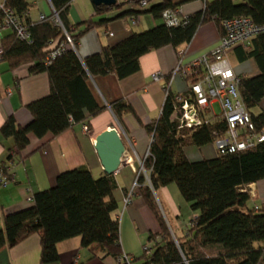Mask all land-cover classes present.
<instances>
[{
    "label": "trees",
    "instance_id": "1",
    "mask_svg": "<svg viewBox=\"0 0 264 264\" xmlns=\"http://www.w3.org/2000/svg\"><path fill=\"white\" fill-rule=\"evenodd\" d=\"M71 1L49 0L76 47L78 39L90 29L106 27L110 21L139 13L162 19L165 10L179 9L193 0H158L149 6L154 1L150 0L143 10L125 8L127 2L94 6L97 19L90 17L76 24H70L67 18ZM204 1L201 10L183 17L178 25L168 26L162 19L154 27L134 32L113 45L101 46L98 52L81 60L75 49L64 46L63 29L52 22L51 14L46 20L31 21L27 0H6L4 5L14 10L27 26L30 40H19L11 30V34L2 38L1 58L14 66L28 64L31 73L45 72L50 85L46 96L26 105L31 114L28 124L18 125L10 115L0 126V137H11L14 141L8 160L12 161L27 147L29 134L55 137L76 123H88L105 108L89 88L91 76L111 73L119 79L125 78L139 70V58L143 54L165 45L175 48L189 43L197 28L210 20L216 23L221 35L222 19L242 15L251 17L255 23H264V0ZM132 2L139 6V0ZM113 9L117 11L106 16ZM2 20L0 10V28ZM54 41L55 47L63 44V48L46 63L51 50L48 44ZM247 58L255 60L260 72L252 77L240 76L238 90L255 128L260 130L264 129V112L254 114L251 109L264 97V33L250 41V49L242 51L241 59ZM174 94L168 92L157 120L145 126L151 136L148 153L142 159L147 174L139 171L136 178L139 192L161 229L156 235H148L151 245L145 246L150 250L143 251L131 263L264 264V203L249 205L250 194L246 189V185L264 178V141L242 151L191 161L184 152L185 145L212 143L226 131V123L215 120L195 128L178 129L170 118ZM110 107L119 120L122 113L132 112L123 100L111 102ZM0 169L4 174L10 173L6 167ZM170 183L176 185L191 210L197 212L180 237L171 234L151 189ZM115 188L112 174L94 177L86 167L60 172L54 185L32 195L31 205L4 215L0 251L38 233L40 264L57 263V244L75 236L80 237L81 246L93 257L104 254L120 258L123 254L119 222L112 216L117 208ZM212 247H218V253H208Z\"/></svg>",
    "mask_w": 264,
    "mask_h": 264
},
{
    "label": "crops",
    "instance_id": "2",
    "mask_svg": "<svg viewBox=\"0 0 264 264\" xmlns=\"http://www.w3.org/2000/svg\"><path fill=\"white\" fill-rule=\"evenodd\" d=\"M5 1L0 0V3ZM27 1L28 18L31 21H38L41 14L49 16L52 13L53 8L49 0ZM157 1L150 2L149 6ZM121 2H127L125 8L145 9L139 8L132 0H117V3ZM204 2V0H193L181 5L180 17L201 10ZM116 11L110 10L106 16ZM90 17L97 19L91 0L70 2L67 14L70 24L79 23ZM161 22L162 19H155L149 13H139L135 24H131L129 17L110 21L106 27H96L85 32L78 39L76 53L82 60L98 52L101 46L113 45L134 32L150 29ZM11 32L10 29H0V48L2 38ZM220 37L221 30L213 20H210L197 28L189 43H183L175 48L165 45L143 54L139 58V70L125 78L119 79L111 73L91 76L88 81L89 88L96 101L105 108L91 117L88 123H76L55 137L51 134L43 137L29 134L27 147L12 161L8 160V155L14 148V141L11 137H0V168L6 167L13 176L5 185L0 184V228L3 227L5 214L31 205L32 195L54 185L56 176L60 172L86 167L94 177L106 174L93 140L99 133L114 127L125 144L126 154L123 158L127 160H122L118 169L112 174L116 182L113 197L117 202V208L112 212V216L119 222L122 254L135 258L138 243L143 241L142 237L149 234L156 235L161 229L141 196L138 186L133 187L141 170L140 161L146 156L151 141L145 126L157 120L160 115L166 97L164 91L166 83H169L171 93H182L187 89V81L180 74H172L178 60L181 59L187 64L193 58L208 53L218 44ZM248 49L250 43L236 45L227 52L231 67L239 76L252 77L260 72L253 58L241 59L242 51ZM155 71L162 73L158 82L151 80V74ZM49 90V79L45 72L31 73L28 64L14 66L8 60L1 58L0 126L10 115L18 125L28 124L31 121V114L26 105L46 96ZM116 100H123L132 108V112L122 113L120 120L110 107L111 102ZM253 108L257 109V113L264 112V97ZM84 124H87V131L83 130ZM184 152L191 161L216 156L212 143L203 146L188 143L184 147ZM246 189L250 194L249 205L261 206L264 203V178L246 185ZM129 193L130 201L125 204L124 198ZM153 194L155 198H159L168 212L178 219L182 198L175 184L170 183L153 189ZM196 215L197 212L192 211L190 221ZM57 249L59 261L48 264H118L119 258L109 255L99 254L93 257L86 247L81 246L79 236L59 242ZM39 258L38 233L0 251V264H40Z\"/></svg>",
    "mask_w": 264,
    "mask_h": 264
},
{
    "label": "built area",
    "instance_id": "3",
    "mask_svg": "<svg viewBox=\"0 0 264 264\" xmlns=\"http://www.w3.org/2000/svg\"><path fill=\"white\" fill-rule=\"evenodd\" d=\"M150 0H139L140 7H146ZM152 1V0H151ZM3 12V20L0 29H10L15 32L19 40L29 41L30 32L24 22L15 14L14 10L0 3ZM47 16L40 15L39 20H46ZM50 19L55 25L63 29L57 13L52 9ZM162 19L168 26L178 25L182 21L179 9L165 10ZM131 24L136 23V16L129 17ZM222 35L218 44L208 53L193 58L187 64L178 60L172 74H180L187 81V89L173 96L171 120L178 129L195 128L203 123L215 120H223L226 123V131L213 142L216 155H224L251 148L264 141V129L257 130L252 121L249 110L245 107L239 94L238 84L240 76L235 74L228 59L227 52L239 44H249L258 34L264 33V23H255L249 16H233L220 21ZM66 37L64 46L75 49L72 38L63 29ZM111 34V33H110ZM56 42L48 44L49 51L45 62H50L63 48V44L56 46ZM55 47V48H54ZM2 48H0V59ZM162 77L160 71L151 74V80L158 82ZM165 96L169 92V83L164 86ZM9 93V91H8ZM214 103H218L220 113L216 114ZM83 130L88 128L84 124ZM15 152V150L13 151ZM148 153V152H147ZM147 155V154H146ZM123 158V157H122ZM122 160H127L126 158ZM141 162V169L143 163ZM11 173L4 174L0 169V184L5 185L12 180ZM137 186L136 179L133 187ZM131 193V192H130ZM124 198V203L130 201V195ZM32 199V198H31ZM149 246H143V251L148 252ZM132 258L123 254L118 259V264L125 262L130 264Z\"/></svg>",
    "mask_w": 264,
    "mask_h": 264
},
{
    "label": "water",
    "instance_id": "4",
    "mask_svg": "<svg viewBox=\"0 0 264 264\" xmlns=\"http://www.w3.org/2000/svg\"><path fill=\"white\" fill-rule=\"evenodd\" d=\"M117 0H91L94 6H111ZM94 148L106 174H113L126 154V147L117 130L113 127L99 133L93 140ZM151 187V185L149 184ZM152 191L153 188L151 187Z\"/></svg>",
    "mask_w": 264,
    "mask_h": 264
},
{
    "label": "rangeland",
    "instance_id": "5",
    "mask_svg": "<svg viewBox=\"0 0 264 264\" xmlns=\"http://www.w3.org/2000/svg\"><path fill=\"white\" fill-rule=\"evenodd\" d=\"M214 108H215V112L216 114L220 113V107L218 105V103L214 104ZM252 113H257V109L252 108L251 110ZM144 175L147 174L144 167L140 170ZM146 176V175H145ZM174 184V183H173ZM176 186V185H175ZM181 196V195H180ZM182 198V197H181ZM157 201V205L159 208V211L168 227V229L170 230L171 234L177 237H180L182 235L185 234L189 224H190V218H191V208L189 207L188 203H186V201L182 198V203L179 206V211H180V215L177 218H175L174 216H172L167 208L164 206V204L159 200V198H156ZM147 236L145 235L144 237H142L143 241L138 243L137 246V253L135 254L136 257H140L143 254V246L145 245H151V242L147 240ZM143 245V246H142ZM208 253H218L219 248L218 247H212L209 248ZM131 264H135L134 262H132Z\"/></svg>",
    "mask_w": 264,
    "mask_h": 264
}]
</instances>
